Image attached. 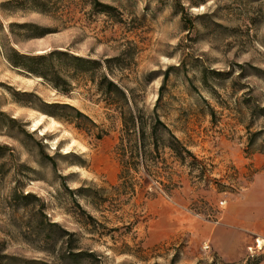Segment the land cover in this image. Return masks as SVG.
I'll use <instances>...</instances> for the list:
<instances>
[{"label": "rangeland", "instance_id": "obj_1", "mask_svg": "<svg viewBox=\"0 0 264 264\" xmlns=\"http://www.w3.org/2000/svg\"><path fill=\"white\" fill-rule=\"evenodd\" d=\"M98 1L114 8L100 12L93 0H0V255L6 264H87L66 258L68 235L49 224L57 222L99 264H264V245L255 241L264 238L260 218L252 221L257 230L234 236L242 246L232 260H222L211 233L200 230L221 223L229 203L245 199L254 183L264 192V0H181L189 31L170 0ZM10 47L99 60V73L124 90L146 130L155 113L197 161L181 163L158 147L161 168L146 160L147 169L160 168L175 186L166 190L144 174L145 186L123 198L113 188L122 128L113 101L120 98L83 76L69 77L71 90L61 93L12 66L4 56ZM54 103L89 120L65 121L73 111ZM156 135L167 137L160 129ZM138 171L146 173L141 163ZM82 209L98 223L89 224Z\"/></svg>", "mask_w": 264, "mask_h": 264}, {"label": "trees", "instance_id": "obj_2", "mask_svg": "<svg viewBox=\"0 0 264 264\" xmlns=\"http://www.w3.org/2000/svg\"><path fill=\"white\" fill-rule=\"evenodd\" d=\"M173 9L180 8V19L182 20L184 27L189 31L192 27V21L188 19L187 14L183 12V5L181 0H170ZM99 6V11L104 13H110V9L114 8L112 5L107 3L100 2L98 0H93V7ZM22 27H26L27 31L31 24H21ZM34 27V26H33ZM5 58L10 62L12 66L18 67L21 70L34 74L35 76L41 77L44 81L50 83L57 91L68 94L70 92L71 84L68 80L69 77H86L89 81L96 83L97 88L101 91L104 96H118L120 99L114 100L116 106L117 114L121 120V134L119 137V142L117 144V150H119L118 159L120 164V171L118 174V184L113 188L117 193H120L123 198L129 199L136 195V186L144 187L145 182H147V177L144 174L153 176L154 180L157 181L163 188L168 190L167 186H171L174 183L166 181L167 177H164L158 169L161 165L159 164L158 147H168L171 149V152L181 163L185 161V157H189V165H194L197 161L196 156L188 149L182 142L179 140L174 133H172L167 125L154 113L152 120L150 122L149 131L146 130V123L143 119V115L136 105L130 99H127L124 90L103 71H98L101 63L96 59H85L81 56L68 53L64 50H52L47 53L36 54V55H27L22 54L16 49L10 47L7 52L4 54ZM67 61V62H66ZM109 62V59H105ZM66 62V63H64ZM56 63V64H55ZM168 69H166L162 76V84H164L167 76ZM96 74V75H95ZM98 78V81L95 80ZM160 95V93H159ZM158 98V97H157ZM158 100V99H157ZM112 103V102H111ZM57 107H65L73 111L72 116H63L62 119L65 121H73L77 117H82L83 119H88V117L83 114L81 111L76 109L74 106L67 103H54ZM55 115V114H54ZM89 120V119H88ZM78 122V121H76ZM160 129L164 131V134L167 137L163 138L162 136H157L156 131ZM251 142V138L249 139ZM251 144V143H250ZM156 154V155H155ZM184 154V155H183ZM48 160H52L53 165V156L44 155ZM154 161L153 163L156 166H159L157 170L150 171L147 169L145 161ZM139 163L144 166L146 173H141L139 170ZM141 173V175H138ZM167 174V173H166ZM140 179L143 181L141 182ZM175 186V185H174ZM73 194V189H67ZM79 190V189H78ZM155 194L153 191H147L145 193L146 197H152ZM75 201V198H74ZM78 204V203H77ZM78 206V205H77ZM82 213L85 214L89 224H97L96 219L91 216L86 211ZM136 223V221H131L129 224L125 225L126 230L131 229V227ZM52 227L57 228L62 231L64 234L68 235L67 241H65V251L66 258L70 261H86L87 264H99V258L94 251L84 250V249H75L70 242V236L72 233L61 229L57 222L49 223ZM127 246V245H126ZM137 252L141 251L139 246L136 247ZM6 255H0V264H6L8 261ZM3 257V259H2ZM158 264V263H154ZM173 264V259L171 263ZM198 264H205L203 262H198Z\"/></svg>", "mask_w": 264, "mask_h": 264}, {"label": "crops", "instance_id": "obj_3", "mask_svg": "<svg viewBox=\"0 0 264 264\" xmlns=\"http://www.w3.org/2000/svg\"><path fill=\"white\" fill-rule=\"evenodd\" d=\"M254 186L257 187L256 183L253 184ZM253 187L247 189L245 199L239 201L235 199L229 203L227 209L223 211L221 223L216 220L200 224L203 235L211 233L216 252L224 261L234 259L242 246L241 243L233 240L234 236L254 232L257 228L252 224V221L259 220V218L262 222L264 221V192H255L258 188L254 189ZM239 204L242 205L240 206L242 209L239 208ZM249 216L250 220L248 221L245 218ZM214 219H217V216Z\"/></svg>", "mask_w": 264, "mask_h": 264}, {"label": "bare ground", "instance_id": "obj_4", "mask_svg": "<svg viewBox=\"0 0 264 264\" xmlns=\"http://www.w3.org/2000/svg\"><path fill=\"white\" fill-rule=\"evenodd\" d=\"M44 116H45V115L41 113L37 118H35V119L33 120V125H34V127H37V126H39L40 124H42V119H43ZM48 118H49V123H50V125H52V124H58V121H56L52 116H48ZM40 130H41V132H44L45 127L40 128ZM73 141H74V140L72 139L71 142H73ZM255 241H256L257 246H258L259 248L262 247V245H264V238H259V237H257Z\"/></svg>", "mask_w": 264, "mask_h": 264}, {"label": "built area", "instance_id": "obj_5", "mask_svg": "<svg viewBox=\"0 0 264 264\" xmlns=\"http://www.w3.org/2000/svg\"><path fill=\"white\" fill-rule=\"evenodd\" d=\"M256 244H257V243H256ZM208 246H209V245L206 243V244L203 245V248L206 249V248H208ZM256 246H257V245H256ZM257 247H258V246H257ZM249 249H251V247H250Z\"/></svg>", "mask_w": 264, "mask_h": 264}]
</instances>
